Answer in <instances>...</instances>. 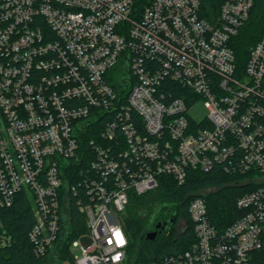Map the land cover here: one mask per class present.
Segmentation results:
<instances>
[{"label":"built area","instance_id":"2783aa9c","mask_svg":"<svg viewBox=\"0 0 264 264\" xmlns=\"http://www.w3.org/2000/svg\"><path fill=\"white\" fill-rule=\"evenodd\" d=\"M255 2L0 0V209L28 195L41 264H134L131 193L216 162L253 186L240 217L220 229L203 189L188 248L152 264H264V35L244 69L231 46ZM74 210L88 231L69 241Z\"/></svg>","mask_w":264,"mask_h":264},{"label":"trees","instance_id":"16d2710c","mask_svg":"<svg viewBox=\"0 0 264 264\" xmlns=\"http://www.w3.org/2000/svg\"><path fill=\"white\" fill-rule=\"evenodd\" d=\"M209 3V2H208ZM264 35V0H256L248 21L231 40L236 59L241 69L246 67L251 47ZM244 175L230 174L223 164L216 162L209 172L190 170L185 183L179 184L172 176L163 175L157 189L145 194L131 193L130 201L122 214L124 227L129 238V260L134 264H152L162 254L184 251L194 239L193 224L188 206L193 198L205 188L211 220L220 229L226 228L240 217L237 199L253 186L243 183ZM241 180V182H240ZM175 205L180 208L179 218L188 222V230L179 234L171 228L162 232L155 240L146 238L147 220L142 212L156 211ZM37 218L33 203L22 191L16 195L10 207L0 209V264H41L43 259L37 254L30 233ZM88 231L85 216L72 211V232L69 241ZM65 242L64 252L69 253Z\"/></svg>","mask_w":264,"mask_h":264},{"label":"flooded vegetation","instance_id":"af4514ba","mask_svg":"<svg viewBox=\"0 0 264 264\" xmlns=\"http://www.w3.org/2000/svg\"><path fill=\"white\" fill-rule=\"evenodd\" d=\"M145 213L147 214L146 236L148 233L155 231L156 235L154 240L167 228L177 229L178 223L181 220L179 218L180 208L176 207L175 205L158 209L151 217H149L151 212L145 211Z\"/></svg>","mask_w":264,"mask_h":264},{"label":"rangeland","instance_id":"374dc122","mask_svg":"<svg viewBox=\"0 0 264 264\" xmlns=\"http://www.w3.org/2000/svg\"><path fill=\"white\" fill-rule=\"evenodd\" d=\"M189 114L191 116H193L197 121H201L203 119L206 118V116L208 115V110L206 109L205 105H204V101L203 100H198L196 103H194L193 105L190 106L189 108ZM155 211L151 212V216L154 215ZM143 216H145V218L147 217V214L145 212H142ZM149 215V214H148ZM180 229H182L183 225L181 224ZM73 254L77 255L79 253L78 249L72 248ZM67 264H73L72 262L69 261V263Z\"/></svg>","mask_w":264,"mask_h":264},{"label":"clouds","instance_id":"9594fccd","mask_svg":"<svg viewBox=\"0 0 264 264\" xmlns=\"http://www.w3.org/2000/svg\"><path fill=\"white\" fill-rule=\"evenodd\" d=\"M113 235H114V238H115V243H116L117 245H119L120 247H124V246L126 245L127 241H126V239L124 238L123 233H122L121 231L116 230V231H114ZM111 242H112V241L110 240L109 243H111ZM121 255H122L121 253H118V254L114 257V260L119 261L120 258H121Z\"/></svg>","mask_w":264,"mask_h":264},{"label":"water","instance_id":"95a60500","mask_svg":"<svg viewBox=\"0 0 264 264\" xmlns=\"http://www.w3.org/2000/svg\"><path fill=\"white\" fill-rule=\"evenodd\" d=\"M155 235H156V232L153 231V232L148 233L147 236H146V238L147 239H150V240H154Z\"/></svg>","mask_w":264,"mask_h":264}]
</instances>
